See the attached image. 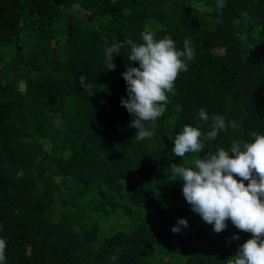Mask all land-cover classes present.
Here are the masks:
<instances>
[{"label": "trees", "instance_id": "16d2710c", "mask_svg": "<svg viewBox=\"0 0 264 264\" xmlns=\"http://www.w3.org/2000/svg\"><path fill=\"white\" fill-rule=\"evenodd\" d=\"M218 4L0 0L5 264H227L250 238L230 220L214 232L191 210L170 168L250 141L253 131L264 134V0ZM146 26L180 49L189 40L195 58L168 94L154 135L137 140L120 102L127 98L122 73L138 66L128 55ZM114 47L116 67L106 70L105 52ZM201 108L239 129L179 158L175 135L200 124ZM180 218L188 226L173 233Z\"/></svg>", "mask_w": 264, "mask_h": 264}, {"label": "clouds", "instance_id": "9594fccd", "mask_svg": "<svg viewBox=\"0 0 264 264\" xmlns=\"http://www.w3.org/2000/svg\"><path fill=\"white\" fill-rule=\"evenodd\" d=\"M223 6L224 0H219L218 7ZM141 40L131 44L128 60L138 66H127L122 73L127 98L121 97L120 101L132 116L129 126L135 129L137 140L154 135L157 120L166 112L168 94L174 91L179 74L186 72L195 58L187 39L180 49L170 36L157 38L156 32L146 26ZM114 54L119 55V47L106 50V70L115 69ZM79 81L85 90H90L91 85H84L83 75ZM198 117L200 124L185 125L175 135L172 147L175 156L198 154L206 141L216 139L229 128L239 129L236 121H227L223 115L210 116L203 108ZM209 121L210 130L204 132L203 126ZM250 137V141L233 140L227 150L220 147L214 153L197 156L188 166H170L172 179L183 182L182 195L191 210L211 225L214 232L225 230L230 220L236 229L250 234L227 264H264V134L253 131ZM187 226V220L180 218L170 230L179 233ZM6 248V238L0 237V264L7 259Z\"/></svg>", "mask_w": 264, "mask_h": 264}]
</instances>
